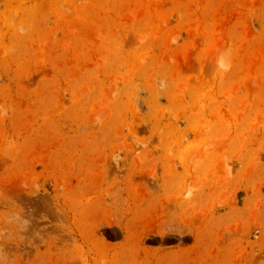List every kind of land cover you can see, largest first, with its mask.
I'll return each instance as SVG.
<instances>
[{"label": "rangeland", "instance_id": "374dc122", "mask_svg": "<svg viewBox=\"0 0 264 264\" xmlns=\"http://www.w3.org/2000/svg\"><path fill=\"white\" fill-rule=\"evenodd\" d=\"M0 264H264V0H0Z\"/></svg>", "mask_w": 264, "mask_h": 264}, {"label": "clouds", "instance_id": "9594fccd", "mask_svg": "<svg viewBox=\"0 0 264 264\" xmlns=\"http://www.w3.org/2000/svg\"><path fill=\"white\" fill-rule=\"evenodd\" d=\"M220 66H221V67H226V66L224 65L223 61L220 62Z\"/></svg>", "mask_w": 264, "mask_h": 264}]
</instances>
